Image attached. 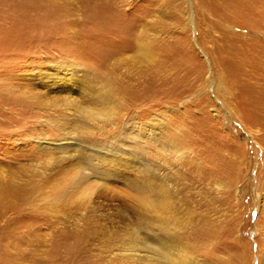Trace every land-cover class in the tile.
Instances as JSON below:
<instances>
[{"label": "rangeland", "instance_id": "obj_1", "mask_svg": "<svg viewBox=\"0 0 264 264\" xmlns=\"http://www.w3.org/2000/svg\"><path fill=\"white\" fill-rule=\"evenodd\" d=\"M0 153V264H264V0H0Z\"/></svg>", "mask_w": 264, "mask_h": 264}, {"label": "snow or ice", "instance_id": "obj_2", "mask_svg": "<svg viewBox=\"0 0 264 264\" xmlns=\"http://www.w3.org/2000/svg\"><path fill=\"white\" fill-rule=\"evenodd\" d=\"M2 158H3L2 153H0V159H2ZM189 264H197V262L195 260H193V261H190Z\"/></svg>", "mask_w": 264, "mask_h": 264}, {"label": "bare ground", "instance_id": "obj_3", "mask_svg": "<svg viewBox=\"0 0 264 264\" xmlns=\"http://www.w3.org/2000/svg\"><path fill=\"white\" fill-rule=\"evenodd\" d=\"M257 62V61H256ZM256 62H253V63H256ZM259 64H261L260 62H258ZM152 204V203H151Z\"/></svg>", "mask_w": 264, "mask_h": 264}]
</instances>
